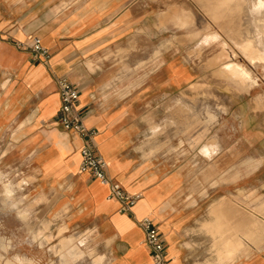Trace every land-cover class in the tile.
Returning a JSON list of instances; mask_svg holds the SVG:
<instances>
[{
	"label": "crops",
	"instance_id": "obj_1",
	"mask_svg": "<svg viewBox=\"0 0 264 264\" xmlns=\"http://www.w3.org/2000/svg\"><path fill=\"white\" fill-rule=\"evenodd\" d=\"M134 1L0 0V136L11 128L14 137L25 138L21 148L32 153L36 166L39 159L54 156L69 171L62 180L70 175L71 191L83 200L82 215L72 224L88 223L90 235L104 239L108 264H152L139 225L146 217L163 234L167 264H264V199L260 204L247 200L241 180L226 182L220 173L195 180L184 166L141 157L134 144L140 123L134 107L142 100L134 92L144 96L155 83L147 77L145 63L130 67L118 61L136 52L130 50V39L141 18ZM35 36L49 50V61L40 62L18 47ZM119 75L138 78L119 83ZM61 77L81 92L79 109L85 125L97 132L109 176L130 194L141 195L132 214L121 212L119 202L108 198V186L81 172L82 140L55 119ZM110 91L123 92L122 98L111 97ZM30 101L33 113L18 119ZM163 129L155 123L151 134L158 137ZM220 150L214 138L203 146L207 165ZM36 171L41 176L38 167Z\"/></svg>",
	"mask_w": 264,
	"mask_h": 264
},
{
	"label": "rangeland",
	"instance_id": "obj_2",
	"mask_svg": "<svg viewBox=\"0 0 264 264\" xmlns=\"http://www.w3.org/2000/svg\"><path fill=\"white\" fill-rule=\"evenodd\" d=\"M247 1L135 0L141 23L131 36L130 50L136 52L118 61L130 67L144 65L155 82L144 96L143 91L134 92V97L142 95L134 107L140 122L134 144L140 156L184 166L195 180L218 173L226 182L240 179L242 195L260 204L264 60L252 61L242 46L250 38L245 28L254 29V18L263 15L264 0L253 7L252 0ZM226 64L248 68L252 86L229 79L222 71ZM119 77V83L121 78H138ZM110 93L122 98L123 92ZM33 109L30 101L18 119ZM155 123L164 127L158 137L151 134ZM213 138L221 150L207 165L201 150ZM24 141L9 127L0 136V264H108L104 239L91 236L88 223L72 224L82 215L83 200L71 191L70 175L62 180L69 171L54 156L39 159L36 166L32 153L21 148ZM64 193L65 199H60Z\"/></svg>",
	"mask_w": 264,
	"mask_h": 264
},
{
	"label": "built area",
	"instance_id": "obj_3",
	"mask_svg": "<svg viewBox=\"0 0 264 264\" xmlns=\"http://www.w3.org/2000/svg\"><path fill=\"white\" fill-rule=\"evenodd\" d=\"M18 47L31 51L35 59L40 62H47L51 58L49 50L43 46L39 36L33 37L30 43L19 42ZM58 91L60 109L55 119L66 132L82 140L81 172H87L92 180L108 186V198L119 202L121 212L132 214V209L139 202L141 195L130 194L120 182L109 176L107 162L100 155L96 144L97 132L85 125L84 117L80 112L79 88L67 77H61L58 79ZM139 225L145 235L144 241L150 249L152 264H167V247L157 224L146 217L139 221Z\"/></svg>",
	"mask_w": 264,
	"mask_h": 264
},
{
	"label": "bare ground",
	"instance_id": "obj_4",
	"mask_svg": "<svg viewBox=\"0 0 264 264\" xmlns=\"http://www.w3.org/2000/svg\"><path fill=\"white\" fill-rule=\"evenodd\" d=\"M258 1L259 0H252L249 4L253 7L254 4L258 5ZM247 2V0H244V5ZM262 14V16L254 18V29L249 26L245 28L248 31L250 38L245 44H243L242 49L252 61L256 59L258 61L264 60V12ZM218 19H216V21H218ZM220 26H223V24ZM259 39H261L262 42H260ZM222 71H224V74H226L229 79L240 86L250 87L253 84L252 73L242 64H226Z\"/></svg>",
	"mask_w": 264,
	"mask_h": 264
}]
</instances>
